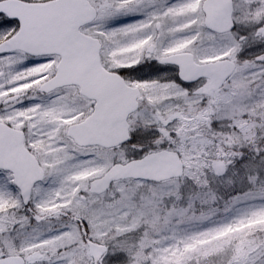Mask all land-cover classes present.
Wrapping results in <instances>:
<instances>
[{"label":"snow or ice","instance_id":"snow-or-ice-1","mask_svg":"<svg viewBox=\"0 0 264 264\" xmlns=\"http://www.w3.org/2000/svg\"><path fill=\"white\" fill-rule=\"evenodd\" d=\"M0 264H264V0H0Z\"/></svg>","mask_w":264,"mask_h":264}]
</instances>
